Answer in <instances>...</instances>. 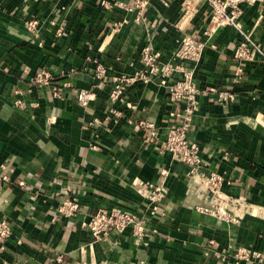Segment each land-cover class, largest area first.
Listing matches in <instances>:
<instances>
[{
	"label": "crops",
	"instance_id": "0c3cea01",
	"mask_svg": "<svg viewBox=\"0 0 264 264\" xmlns=\"http://www.w3.org/2000/svg\"><path fill=\"white\" fill-rule=\"evenodd\" d=\"M116 1L135 2L0 0V219L12 228L0 264H264V55L237 59L241 35L230 26L205 37L203 1L148 0L140 22L103 5ZM239 21L264 52V0L241 4ZM185 35L203 44L189 68L200 89L189 137L204 160L194 177L163 150L176 110L168 87L179 76L165 84L135 76L146 70L145 48L168 60ZM121 75L130 83L114 103ZM79 89L95 93L89 106ZM224 91L234 99L217 102ZM145 121L156 126L153 142ZM211 172L222 180L224 214L203 209L215 207L204 180ZM150 184L167 191L161 202L148 198ZM72 200L77 212L62 213ZM99 209L137 214L143 235L129 227L94 241L87 224ZM239 248L262 261H237Z\"/></svg>",
	"mask_w": 264,
	"mask_h": 264
},
{
	"label": "built area",
	"instance_id": "2783aa9c",
	"mask_svg": "<svg viewBox=\"0 0 264 264\" xmlns=\"http://www.w3.org/2000/svg\"><path fill=\"white\" fill-rule=\"evenodd\" d=\"M198 1L205 2L211 8V27L205 31V37L217 32L222 27L230 26L237 30L241 35L235 50V57L243 61L254 60L256 55L260 53L264 55L261 47L254 42L250 33L243 30L239 21L241 4L251 2L252 0H185L184 4H192ZM148 4V0H135L133 5H123L120 2L108 4L103 2L104 6H117L126 9L128 12L136 13V21L143 20V10ZM202 42L197 41L190 35H185L181 44L175 49L173 54L168 60H163L160 53L153 52L145 48L142 52L141 60L146 66V70L138 72L135 76L143 81H147L150 77L157 78L162 84L168 82L172 77L174 81L169 83V101L176 107V110L171 112V117L174 122L171 123L165 142L163 143V150L169 153L176 160L186 164L190 168L191 176L199 175L200 168L203 166L202 150L200 146L192 141L189 137V132L192 127L193 119L199 110L198 95L200 89L192 80L189 68L192 63L199 60ZM90 61V60H89ZM96 62V60H95ZM48 74L44 71L38 75V82H44ZM96 79L105 82L107 80V69L100 63L95 67ZM114 87L112 89L110 98L114 103H123L124 96L129 85V78L121 75L113 78ZM78 102L87 107L95 98V93L79 89L76 91ZM234 99V94L224 91L219 92L217 102L223 103ZM119 114L118 111H113ZM142 128L146 131L148 140L153 142L156 137V126L150 121L141 123ZM4 166H0V179L7 180L3 174ZM207 184V189L212 197L215 207L203 208L207 212L213 214H224L223 207L221 206L219 189L222 180L216 174L211 172L209 175L204 176ZM149 199L152 202H161L167 191L162 185L150 184ZM79 208V203L76 200L69 201L60 207V211L66 215H74ZM158 210V206H153L152 212ZM142 223L143 220L135 213L123 212L117 209L107 210L99 209L98 212L92 216L87 224L90 231V236L94 241L106 239L112 233L121 234L127 228L133 227L136 234L142 236ZM12 237V228L6 219H0V246L1 249L5 248L6 243ZM237 261L241 260H257L262 261V253L258 250L247 248H239L234 254ZM60 261L61 258H58ZM4 264H8L7 262Z\"/></svg>",
	"mask_w": 264,
	"mask_h": 264
}]
</instances>
